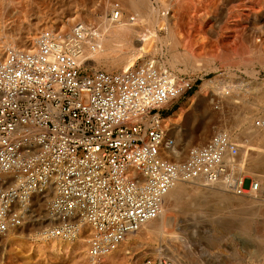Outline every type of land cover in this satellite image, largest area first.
Returning a JSON list of instances; mask_svg holds the SVG:
<instances>
[{"label": "built area", "instance_id": "built-area-1", "mask_svg": "<svg viewBox=\"0 0 264 264\" xmlns=\"http://www.w3.org/2000/svg\"><path fill=\"white\" fill-rule=\"evenodd\" d=\"M120 13L114 3L108 19ZM102 37L99 25L79 20L44 28L32 49L8 46L0 57V236L28 224L36 196L52 188L53 219L39 235L74 238L87 224L90 261L158 217L178 181L223 182L236 195L259 190L234 168L240 150L228 127L168 160L174 139L163 120L197 80L154 57L111 71L92 66ZM138 264L174 262L158 253Z\"/></svg>", "mask_w": 264, "mask_h": 264}, {"label": "rangeland", "instance_id": "rangeland-1", "mask_svg": "<svg viewBox=\"0 0 264 264\" xmlns=\"http://www.w3.org/2000/svg\"><path fill=\"white\" fill-rule=\"evenodd\" d=\"M134 1L142 3L144 0ZM149 1L154 8L161 6L160 0ZM170 1L183 16L174 21L175 39H171L172 36L168 35L169 30L165 21L164 27L157 25L154 20L146 24L140 23L144 32L145 28L155 27L157 35L152 39L153 47L142 55L135 56L133 61L154 57L171 71L197 80L195 89L179 102L174 111L186 105L198 91L199 85L209 79L216 83L218 91L234 97L236 102L233 107L246 112L252 123L255 125L264 123L262 122L264 100L259 98L264 94V49H262L264 48V0H225L221 4V10L216 11L211 9L209 0ZM121 2V0H112V2L110 0H0V38H2L0 41L3 42L5 38L1 57L6 47L20 46L21 42L18 39L30 30H34L36 37L44 28H68L79 20H88L103 26L106 22L104 20L109 18L112 3H118L122 9ZM123 9L121 13H124V17L133 12ZM189 10L192 12L189 13ZM200 12H206L209 16L199 20ZM71 18L73 20H70ZM199 26L201 27L198 29ZM176 41H181L176 46L178 55H174L171 46ZM185 50L188 51L187 55L183 53ZM88 59L91 61V58ZM96 67L102 68L101 64ZM226 106H230V103L207 100L198 105H191L177 124L170 125L169 121H164L168 125L167 129L173 126V133L170 135L166 131L168 135L166 137L173 138L175 144L185 151L184 156L179 160L185 158L189 147L204 144L218 129L229 125L233 114H230L231 111L226 109ZM168 113L167 110L162 111L163 115ZM246 126L247 124L238 126L234 130L235 134L243 132ZM242 175L258 181L257 196L260 199L258 207L245 214H238L236 211L220 209L213 197L194 193L188 199H182L183 202L181 201L174 211L176 215L174 231L180 238L174 236L163 238L153 234L143 236L141 231H137L127 235L118 249L110 255L90 261L87 257L85 241L86 248L82 247L79 253L72 252L73 247H71L70 251L55 256L46 254L36 256L31 253L24 257L22 254L29 252L24 237L16 248L7 245L2 250L4 258L0 260V264H138L143 257L158 253L169 257L174 264H264V189H261L264 185L251 174L242 173ZM202 202L206 204L203 205ZM195 203L203 205L201 208L207 209V212L192 214L191 210ZM211 216L212 219L209 220ZM84 230L81 237L86 239L89 230Z\"/></svg>", "mask_w": 264, "mask_h": 264}, {"label": "bare ground", "instance_id": "bare-ground-1", "mask_svg": "<svg viewBox=\"0 0 264 264\" xmlns=\"http://www.w3.org/2000/svg\"><path fill=\"white\" fill-rule=\"evenodd\" d=\"M110 1L112 2V0ZM121 1L123 5L122 9L126 8L125 9L126 11L132 10L133 12L128 13L126 17L123 16L124 13H120V16L117 19L113 18V19L104 20L106 22H104L103 26H100L103 33L102 44L99 50H97L94 53H89L88 58H91V61H89V59L87 58L89 64L91 63L95 67L101 64L102 68L104 67L106 70L109 71L115 70V68L122 69L128 65L133 64L134 63L133 60L135 56L137 55L140 56L142 55L143 52L153 47L152 39L157 35L156 30L154 29L155 27L147 28V29L145 28L146 31L144 32V29H141L143 25L141 26L140 23L143 24V22H145L146 24L149 23V21L154 20L155 22H157V25L160 24V26L162 27L164 25L163 22L165 21L167 22L166 27H168L169 30L168 35L172 36L171 39L173 38L175 39L176 35L174 33L175 30L173 29L174 21L176 19L183 17L181 14H179V10L174 8V6L172 5V1L170 0H160L161 6L160 5L159 7L157 6L158 8L156 7L154 8L150 4L151 1L149 0H144L142 1V3H139L140 1L137 2L134 0H121ZM148 1L150 5L148 4ZM181 1L182 0H180L179 2ZM197 1H201V0H197ZM209 1H210L211 9L213 11H216V10H221V4L225 0H209ZM191 12L192 10H189V13ZM208 16L209 14L206 12L198 13L199 20H203ZM70 20L73 19L71 18ZM149 25L150 24H148L147 26L149 27ZM200 27L201 26H199L198 29ZM35 38L36 37L34 35V30H30L27 34H25L21 38L19 39L17 38L21 42L20 46L18 47H20V49L22 50L32 49L35 43ZM0 39L2 41V38ZM158 39L160 38H157V40ZM1 41H0V57L3 52V46L5 45L4 43L5 38L3 39V42ZM180 42L176 41L173 42L171 45L172 52H174V55L177 54L178 52L176 46L179 45ZM183 53L187 55L188 51L185 50ZM176 57L177 56H175V58ZM259 98L260 100H264V94L260 95ZM207 100L212 102L221 101V102L230 103V106H226V109L228 110L230 109L229 110L231 111L230 114L233 115H232V120L227 127L230 133L232 134V138L237 143L240 150L238 158L236 159L237 165H235L234 168L240 174L242 173L251 174L252 176L258 178L261 184L264 185V123H262L261 125H257V124L255 125L254 123H252L250 117L246 114V112L242 111L240 108H234L233 106L234 103L236 102L234 100V97L227 96L225 92L218 91L215 82H211L209 79L204 80L199 85L198 91L189 99L188 103L184 106L179 107L177 110L173 111V113L168 117H166L163 121L165 122L169 121L170 125H174L175 123L177 124L181 120L184 112L189 107H191V105L193 104L198 105L200 102H205ZM241 124H247V126L243 129V132L235 134L234 130ZM164 127L165 130L168 131L170 135L171 133H173V126L167 129L168 125L164 123ZM166 136H168L167 133ZM184 152L185 151L179 148L175 144V142L173 146L164 149L165 157L168 160H172V161H178L180 158H182V156H184ZM257 192L258 191L251 192L249 194L236 195L230 192L227 189L225 183L223 182L204 183L202 180H197L195 182L178 181L165 195L162 203V211L159 214V216L153 220L148 221L146 224L141 226L137 231H141L143 233L141 235L143 236H147V234L150 236V234H153L163 238H165L166 236H174L175 238L177 237L180 238V236H177V232L174 231L176 225V215L174 211L178 206V204L181 203L182 199L184 200L188 199V197L191 196L192 194L194 195V193H199L202 196L206 195V197L210 196L215 198L216 199L215 204L218 205L220 209H227L228 211H236L238 214H245L249 211L255 210L258 207L260 199L257 196ZM52 195H53V189L50 188L43 195L36 196L35 205L31 212V218L32 217L34 218L31 219V221L25 226L11 229L5 235L0 236V260L4 258V252L2 253V250H4V248L7 245H10L12 248H16V245L22 243L24 237L29 247L28 248L29 252L22 254L24 257L29 256L31 253H34V255L36 256H42L44 254L48 256H55L70 251L71 247H73L72 252L79 253L81 252L82 247L86 248V246L84 245V241L86 242V239H84L81 236H82V232L85 231L84 229L89 230V228L87 224L82 222L79 223L80 229L78 234L74 238H69L64 240L63 239L47 240L41 238V236L39 235L38 232L41 229V227L46 224H50L53 219V217L50 216L47 209V205ZM184 203L186 204V202ZM202 204L204 205L206 204V202H202ZM203 205H200L199 203L193 204V209L191 210L192 214L197 215L200 212H207V209L204 210L201 208V206ZM210 213L212 214L213 212ZM210 219H212V216L211 218H209V220ZM166 248L169 251V248L168 247ZM176 258L178 259V257Z\"/></svg>", "mask_w": 264, "mask_h": 264}]
</instances>
